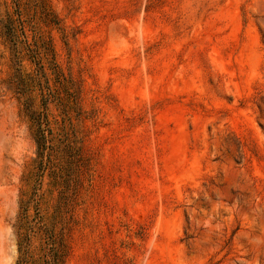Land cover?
<instances>
[{"label":"rangeland","instance_id":"obj_1","mask_svg":"<svg viewBox=\"0 0 264 264\" xmlns=\"http://www.w3.org/2000/svg\"><path fill=\"white\" fill-rule=\"evenodd\" d=\"M0 264H264V0H0Z\"/></svg>","mask_w":264,"mask_h":264},{"label":"trees","instance_id":"obj_2","mask_svg":"<svg viewBox=\"0 0 264 264\" xmlns=\"http://www.w3.org/2000/svg\"><path fill=\"white\" fill-rule=\"evenodd\" d=\"M42 137H43V136H42ZM26 257H27V256H24V257H23V260H24Z\"/></svg>","mask_w":264,"mask_h":264}]
</instances>
